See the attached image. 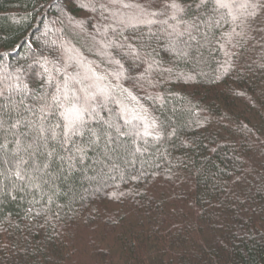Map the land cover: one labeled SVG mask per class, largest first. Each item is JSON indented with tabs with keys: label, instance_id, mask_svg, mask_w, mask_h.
<instances>
[{
	"label": "trees",
	"instance_id": "trees-1",
	"mask_svg": "<svg viewBox=\"0 0 264 264\" xmlns=\"http://www.w3.org/2000/svg\"><path fill=\"white\" fill-rule=\"evenodd\" d=\"M143 2L0 0V264H264V10L241 35L194 7V38L144 28L149 69L106 46ZM65 76L114 89L99 138L66 142L58 112L28 111ZM132 117L161 138L118 133Z\"/></svg>",
	"mask_w": 264,
	"mask_h": 264
},
{
	"label": "snow or ice",
	"instance_id": "snow-or-ice-1",
	"mask_svg": "<svg viewBox=\"0 0 264 264\" xmlns=\"http://www.w3.org/2000/svg\"><path fill=\"white\" fill-rule=\"evenodd\" d=\"M109 3L121 5L124 8L133 7L131 4H122V0H109ZM192 7L203 10L207 14L201 17V23L217 26L221 23H231L235 26L232 32L241 35L242 32L236 33V27L243 30L249 18H254L258 14V9L264 10V3L261 0H244L242 3H237V0H192L191 4H185L182 3V0H144L143 3L135 5L137 11L130 16L121 17L114 14L116 26L112 28V32L117 36L118 41L122 40V42L113 44L108 41L106 46L124 49L125 55L133 60L148 63L150 69L152 67L151 54L145 51V44L139 43L141 36L138 33H143L144 28H147L148 32L155 37L156 33L152 31V26L159 25L157 31H164L171 41L181 40L185 35L190 39L194 38L192 32L193 30H199L200 23L196 20L190 22L185 20L186 9ZM169 20L175 21V23L169 25ZM181 24L184 25L182 31L179 30ZM125 31L129 34L124 35ZM114 62L120 64L119 60ZM120 69L121 71L116 73L117 79L123 76L122 64H120ZM44 71L47 72L48 69L44 68ZM102 79L104 78L95 77L92 83L85 84L84 79L77 80L75 77L65 76L63 83L54 85V92L50 98H43V103L39 109L29 108L28 111L34 113L39 111L41 119H46L49 114L55 115L58 112L62 123L57 124L55 127L62 128V136L66 142L72 136H83L86 131L90 133V138H99L104 133L98 134L89 127V124L91 120L98 116L97 109H103L112 98V93H114V89L106 91L99 87L96 81ZM47 83L53 85L51 76L48 77ZM74 84H80L81 87L75 88ZM24 87L26 88V85ZM37 99L40 100L41 98L37 97ZM132 120H137L138 125H133L132 129L126 132H120V129H117V132L121 135H132L137 140H143L145 143L148 138L154 140L161 138L157 122L154 119L132 117L131 120H125V124H132ZM109 127H112V125H109ZM45 132H50L53 138L56 136L55 128L52 126L45 128L41 124L39 136H43ZM136 151H140L139 147L136 148ZM23 163L24 161L21 159L17 165V170L14 173L17 178H23L19 167Z\"/></svg>",
	"mask_w": 264,
	"mask_h": 264
}]
</instances>
